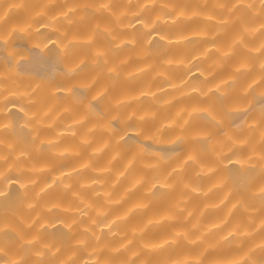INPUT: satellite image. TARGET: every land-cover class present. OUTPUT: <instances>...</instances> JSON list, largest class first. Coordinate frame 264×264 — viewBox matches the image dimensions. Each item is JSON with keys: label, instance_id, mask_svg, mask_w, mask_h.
<instances>
[{"label": "bare ground", "instance_id": "6f19581e", "mask_svg": "<svg viewBox=\"0 0 264 264\" xmlns=\"http://www.w3.org/2000/svg\"><path fill=\"white\" fill-rule=\"evenodd\" d=\"M0 264H264V0H0Z\"/></svg>", "mask_w": 264, "mask_h": 264}]
</instances>
